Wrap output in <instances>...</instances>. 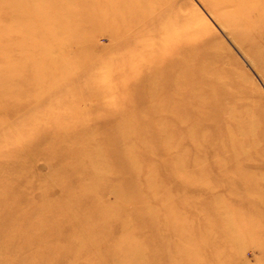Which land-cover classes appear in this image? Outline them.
<instances>
[{"label": "rangeland", "instance_id": "1", "mask_svg": "<svg viewBox=\"0 0 264 264\" xmlns=\"http://www.w3.org/2000/svg\"><path fill=\"white\" fill-rule=\"evenodd\" d=\"M75 1L77 5L70 0L68 2L67 0H53L46 11L47 16L55 14L59 9L78 13L80 16L74 23L72 22L70 31L56 33L60 36L61 43L55 47L56 52L52 50V53L46 54L49 61L53 62L49 70H54L58 65H67V68L74 74L76 72L79 76L84 74L83 77L87 83L81 81L82 86L78 88L80 94L84 93V87L86 89L85 100L81 101L78 107L80 113H83V118L88 114L90 120H93L92 124L103 126V121L111 124L107 128L99 126L100 129H97L95 138L98 142L113 139L117 141V145L112 144L108 150L116 151L120 148L124 149L128 156L132 152H135L136 156L140 153L145 155L144 157L141 155V160L139 158L138 160L147 167V173L146 175L143 173L142 178L147 179L142 182L148 183L147 215L144 221L136 223L137 227L131 218H125L123 229L117 235L140 236L141 246L148 253L149 258L153 255L157 257V264H176V261L169 255L174 249L169 241L171 237L174 238L179 233L184 236L180 244L185 243L186 239L192 240L193 238L202 241V245L208 243L221 249L226 242L228 245L231 244L229 249L225 247L228 250L224 249L222 252L216 250L218 253H205L200 256L203 264H264V222L261 217L251 220L259 201L253 195L243 191L240 176L236 175L237 172L232 170L231 165L227 166L228 171L231 172L230 175L219 170L218 165H215L210 156H207L203 146L185 151L183 146L188 142L184 141L188 137L185 131L191 124L187 122L186 127L181 125L169 110V107L176 105L177 102L174 95L177 93L175 87L178 81L177 74L175 75L171 68L181 60L180 57L185 55L183 51L176 47L174 49L173 46L183 43V38L170 34L159 36L158 33L163 60L153 73L149 68L154 65L153 52L156 44L145 36L146 30L141 24L139 14H133L132 0H103L102 2H105L102 7L104 12L96 7L97 0ZM156 1L159 2V0ZM163 1L165 5L161 4V6L167 10L168 23L174 22L178 25L180 21V30L187 32L189 36H197L196 38L204 36L212 48L220 51L222 61L225 62L224 70L231 69L238 74L239 84L234 86L233 90H241L246 99V102H238L235 105V111L244 112L242 114L244 122L255 120L264 128V58L258 52L251 57L244 51L249 42L256 41L255 35L258 32L264 34V0ZM242 2L249 6L242 5ZM259 2L261 5L255 6ZM117 6L121 8L116 9ZM14 8L16 7H0V26L9 25V21L15 16ZM150 16L154 17V14ZM161 20L164 21L162 16L157 21ZM156 24L160 25V23ZM113 29L120 32L121 38L118 40H115L112 35ZM24 39L23 35H16L13 32L0 33V40H3L2 43L5 42L0 50V60L4 55L16 56L14 64H5L4 68L9 69L17 64L35 72V65L32 66L31 61L43 59V52L39 50L31 52V56H18L17 52L22 48ZM47 44L43 41L41 46H47ZM115 44L119 49L115 50ZM209 53L212 54V51L210 50ZM213 53L214 58L219 57L217 52ZM209 62L211 63L212 60ZM209 62L204 63L207 68ZM41 63L44 65L42 61ZM161 68L165 72L161 73ZM52 78L49 73L43 75L41 80L47 84L52 83ZM65 80L60 82L59 86H71V82H68L71 78L67 77ZM34 82H37L36 78ZM74 86L72 85L71 88ZM34 92L24 91L21 94V100L14 101L12 98L4 100L5 103L11 101L16 103L15 118L24 116L21 112H17L22 108L37 105L41 107L49 100L46 93ZM248 104H253L252 111L248 109ZM128 112L131 113L130 116L127 115ZM180 114H183V111L175 113L176 117ZM27 115L36 117L37 114ZM54 117H49L48 122L54 121ZM30 122L29 125L20 123L15 128L17 131L26 130L34 134L45 132V135L54 130L52 125L35 124V120ZM104 125L106 127V124ZM164 130L166 131L162 132ZM0 133L3 134V131L0 130ZM182 134L184 136L180 139L179 136ZM163 135H166V139ZM253 139L255 141L250 144L251 155L255 161L262 164L256 168V171L264 173V140H261L259 134ZM20 147V144L12 146L13 149ZM26 147L27 145L25 155H36L34 161L10 166L9 171L12 176H15L14 179L5 180L3 185H0V264H20L22 258L30 255L24 249L25 244L29 243L28 240L34 237L38 241V237H42V231L36 228L30 230V233H23L19 238L16 229L8 226L16 214L13 211L3 210L2 201L12 200L10 197L14 194L32 191L31 188L29 191L30 186L26 189L24 187L13 189L11 183L22 177L34 180V182L45 178L47 180H44L43 191L48 192L49 190L47 193L49 198H53L55 191L52 185L55 181V177L52 176V167L61 162L53 161V157H42L44 153H47V149H50L46 142H41L31 148ZM74 148L75 146L72 147L70 143L67 145L70 155L75 150ZM185 152L197 157L198 164H195L196 161L182 158ZM162 153H169L170 157L162 159L159 157ZM25 169H29L26 174ZM121 177L119 175V178L112 180L116 182ZM71 182L72 180L69 181ZM206 183L212 187L200 188L199 185L205 187ZM131 188L133 189V184L127 188V191L123 188L120 193L128 192ZM115 193L113 189L106 188L102 197L114 203ZM23 201L20 195L15 203L20 204ZM128 203L130 205L132 202ZM135 205L134 203L133 206ZM102 223L106 230L110 232L113 230V234L117 233V223L113 219L104 220ZM21 224L27 227L29 221L23 220ZM160 231L164 233L162 236ZM187 234H190L189 238ZM71 238V235H67L60 237L59 241H70ZM153 239H157L158 242L160 240L156 248L150 242ZM113 245V236H111L102 240L99 246L107 248L111 254H114ZM186 254L185 248V253H183L185 262L181 264H189L186 262ZM30 258L31 262H43L36 256H33V259ZM181 259L183 261V257ZM103 263L102 259L96 260V264ZM107 264H116V261L113 259Z\"/></svg>", "mask_w": 264, "mask_h": 264}, {"label": "bare ground", "instance_id": "2", "mask_svg": "<svg viewBox=\"0 0 264 264\" xmlns=\"http://www.w3.org/2000/svg\"><path fill=\"white\" fill-rule=\"evenodd\" d=\"M70 1L77 3L75 0ZM102 1L97 0L96 7L104 12L102 7L105 2ZM132 1L133 14H139L141 24L146 30L145 36L156 44L153 52L154 65L149 68L153 73L156 72L157 66L161 65L163 60L158 33L159 36H161L160 34H170L183 38L181 46H173L174 49L176 47L183 51L185 55L175 63L177 68L174 65L171 68L172 72L177 74L176 78L180 84L178 81L176 84L174 83L177 93H179L174 94L177 102L176 105L170 106L169 110L181 125L186 127L187 122L191 124L185 131L186 134L188 133V137L184 139V141H188L183 146L185 151L203 146L207 156H210L214 164L218 165L219 170L229 173V175L231 172L228 171L227 166L231 165L232 170L237 172L236 175L240 176L243 191L245 190L259 201L251 220L261 217L264 222V173L256 171V168L262 164L254 160L250 148V144L255 141L253 138L258 134L261 140H264V128L255 120L244 122L242 119L244 112L235 111V105L238 102H246L241 90H233V87L239 84L238 74L231 69L224 70L225 62L222 61L220 51L212 48L204 36L196 38L197 36L187 35V32L180 30V21L178 25L174 22L168 23L169 20H166L167 10L161 6V4L165 5L163 0H159V2L156 0ZM52 2L53 0H0V7H16L14 8V18L9 21V25L0 26V33L13 32L25 37L22 41V48L17 52L18 56H31V52L39 50L43 52L42 57L44 56L43 59L31 61L32 66L35 65V72L17 64L9 69L4 68L5 64H14L16 56L13 54H11L12 56L4 55L0 60V130L3 131V134L0 133V185H3L5 180L14 179L15 176H12L9 171L10 166L34 161L36 155H25L26 145V148H31V146L46 142L50 149H47V153H44L42 157H53V161L61 162L52 167V176L55 177V181L52 183L55 188L53 198L48 197L49 190L48 192L43 191V183L47 179L41 178L40 181L34 182V180L22 177L11 183L12 188L24 187L26 189L27 186H30L29 191L30 188L32 191L14 194L10 197L12 200L2 201L3 210L13 211L16 214L8 226L11 229H16L17 237L20 238L23 233H30V230L36 228L42 231V237H38V241L32 237L28 240L29 243L25 244L24 249L30 255L22 258L20 264H96V260L99 259L104 260L105 264L113 259L116 264H157V257L153 255L149 258L148 253L141 246L140 236L117 235L123 229L125 218H131L136 226V223L144 221L147 215L148 183L142 182L143 180L147 181V179H142L143 173L145 175L147 173V167L138 160V158L141 160V155L143 157L145 155L140 153L136 156L135 152H132L128 156L126 151L120 148H117L116 151L108 150L112 144L117 145V141L113 139L98 142L95 139L97 129L103 128V126L107 128L111 124L109 125V122L106 121L102 122L103 126L92 124L93 120H90L88 114L83 118V113H80L78 107L80 102L85 100L86 89L84 87V93L80 94L78 88L82 86L81 81L87 83L83 77L84 74L80 76L78 72L74 74L67 68V65H58L54 70H49V66L53 65V62L49 61L46 54L52 50L56 52L55 47L61 43L60 36H57L56 33L70 31L72 22L74 23L77 18H80L78 13L74 14L65 9H59L55 14L47 16L46 11ZM242 5L249 6L245 2H242ZM260 5L259 2L255 6ZM118 7L120 6H117L116 9ZM151 14H154V17L150 16ZM161 16L164 21H157ZM156 23L163 25L160 27ZM259 33L261 32L255 33L256 41L249 42L244 51L251 57L258 52L264 58V34ZM112 35L115 40L121 38L120 32L117 30L113 29ZM2 41L0 40V50L5 43ZM43 41L48 43L47 46H41ZM116 44L115 50L119 49ZM210 50L212 54L209 53ZM213 52H217L219 57L214 58ZM209 60L212 62L210 63ZM41 61L46 65L44 66ZM205 62H209L208 68L204 64ZM161 70V73L165 72L162 68ZM49 73L53 77L52 83L46 84L41 80V77ZM67 77L71 78L68 81L71 82V86L75 85L73 88L68 85L59 86L60 82H63ZM34 78L37 79L36 83ZM24 91L30 93L36 91L37 94L46 93L49 100L41 107L37 105L22 108L17 112H21L24 116L15 118L16 103L14 101L21 100V94ZM7 98H12L14 101L5 103L4 100ZM32 101L34 102V100ZM247 106L251 111L254 108L253 104ZM177 111L181 113L183 111V114L176 117ZM27 114L37 115L33 117ZM127 115L130 116L131 113L128 112ZM49 117H54L55 120L48 122ZM31 120H35V124L52 125L54 130L48 135H45V132L34 134L26 130H16L15 127L19 126L18 124L29 125ZM182 136L184 134L179 136L180 139ZM163 138L166 139V135H163ZM69 143L72 147L75 146L71 155L67 149ZM13 144H20L21 147L13 149ZM168 154L162 153L159 157L167 159L170 157ZM182 158L196 161L195 164H198L197 157L188 155L186 152ZM195 169L197 168L195 167ZM27 171L29 172V169H25L24 173L26 174ZM119 175L122 176L121 179L113 182L112 179L119 178ZM71 180L72 182L69 183ZM130 180L133 182L130 183ZM131 184H133V189L120 193L123 188L127 191ZM199 186L202 189L212 187L209 184L205 187ZM106 188L116 192L114 203L103 199L102 194ZM154 193L156 194V192ZM20 195L24 201L16 204L15 200ZM128 202L136 205L133 206L132 203L129 205ZM129 206H131L130 209ZM111 219L117 223L116 234L112 233L113 230L110 232L104 228L105 226L103 227L102 221ZM23 220L29 221L27 227L21 226ZM112 226L114 227V225ZM159 233L161 236L164 234L163 231ZM67 235L72 236L70 241H59L60 237ZM189 235L187 234V238ZM111 236H113L114 254H111L107 248L99 246L102 240ZM182 238L184 236L179 233L174 238L171 237L169 241L174 248L169 255L176 261V264L185 262L183 256L185 248L187 263L203 264L200 256L205 253H218L216 250L222 252L231 246V244L228 245V242L222 246V249L208 243L202 245L203 242L196 238L186 239L185 243L180 244ZM150 242L156 248L160 240L158 242L157 239H153ZM29 256L32 259L33 256H36L43 262H31ZM181 257H183V261Z\"/></svg>", "mask_w": 264, "mask_h": 264}]
</instances>
